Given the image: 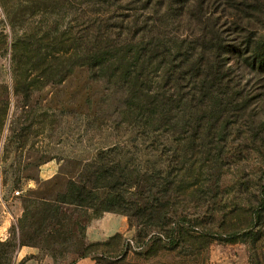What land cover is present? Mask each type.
I'll list each match as a JSON object with an SVG mask.
<instances>
[{"label":"rangeland","instance_id":"1","mask_svg":"<svg viewBox=\"0 0 264 264\" xmlns=\"http://www.w3.org/2000/svg\"><path fill=\"white\" fill-rule=\"evenodd\" d=\"M127 1L207 31L215 87L146 103L95 66L98 0H0V264H264V0ZM108 214L130 229L90 241Z\"/></svg>","mask_w":264,"mask_h":264},{"label":"trees","instance_id":"2","mask_svg":"<svg viewBox=\"0 0 264 264\" xmlns=\"http://www.w3.org/2000/svg\"><path fill=\"white\" fill-rule=\"evenodd\" d=\"M107 1L98 0L99 8L96 12L98 18L91 25L96 26L95 34L99 47L96 48L97 57L94 62L99 72L109 71L107 76L127 87L133 97L139 94L148 95L144 97L146 103L165 95L172 98V92L177 91L180 85L201 95L207 90L214 89L215 86L211 84L213 76H220V72L217 65L213 66L216 61L211 56L214 52L223 53V51L220 50L221 48H212L207 40V31L187 30L184 37L180 38L179 33L165 30V25H162V19L157 13L152 14L143 26L139 27L136 24L131 30L132 22L120 20L121 13L127 10L124 4L128 1L109 0L112 6H109ZM125 1L127 2L124 3ZM176 1L177 6L184 9L183 22L188 25L194 20L193 15L186 13L192 4H189L188 0ZM110 7L112 10H109ZM124 18L128 20V17ZM164 18L166 21L168 16L165 15ZM201 20L204 21V16ZM148 26L150 30L147 36L150 40L143 44L144 39L148 37H144L141 33ZM113 37L120 42L116 39L112 40ZM169 37L177 42L168 41ZM154 64L162 70L151 75V67ZM154 80H157L156 83L159 85L155 86ZM166 101L168 103L163 104L165 107L161 110L146 111L147 117L159 118L164 109L173 103L172 99Z\"/></svg>","mask_w":264,"mask_h":264},{"label":"crops","instance_id":"3","mask_svg":"<svg viewBox=\"0 0 264 264\" xmlns=\"http://www.w3.org/2000/svg\"><path fill=\"white\" fill-rule=\"evenodd\" d=\"M130 220L121 215L108 214L102 219L86 226V236L90 241L103 242L117 235L125 234L130 229ZM34 248H25L19 253L21 259L28 260L26 264H45V261L36 257Z\"/></svg>","mask_w":264,"mask_h":264}]
</instances>
